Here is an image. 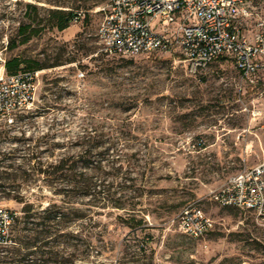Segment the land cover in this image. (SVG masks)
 <instances>
[{
	"label": "rangeland",
	"instance_id": "374dc122",
	"mask_svg": "<svg viewBox=\"0 0 264 264\" xmlns=\"http://www.w3.org/2000/svg\"><path fill=\"white\" fill-rule=\"evenodd\" d=\"M113 1L0 0V78L16 57L64 64L38 71L34 105L0 128V208L18 218L0 264H264V219L212 199L264 160V64L250 84L231 59L191 75L177 54L109 56ZM27 4L81 18L58 31L42 14L44 33L11 50ZM262 23L264 0L244 34ZM189 205L214 222L200 240L177 225ZM54 207L66 218L44 219Z\"/></svg>",
	"mask_w": 264,
	"mask_h": 264
},
{
	"label": "built area",
	"instance_id": "2783aa9c",
	"mask_svg": "<svg viewBox=\"0 0 264 264\" xmlns=\"http://www.w3.org/2000/svg\"><path fill=\"white\" fill-rule=\"evenodd\" d=\"M261 0H114L103 9L98 30L102 51L109 56L177 54L187 71L197 75L216 61L231 59L242 80L255 84L264 64V24L254 39L243 31ZM81 14H79V19ZM38 72L0 78V128L12 126L36 100ZM85 78V74H80ZM223 207L252 211L264 219V160L230 177L213 192ZM16 214L0 208V246H10ZM185 236L200 240L214 229L213 220L195 205L177 217Z\"/></svg>",
	"mask_w": 264,
	"mask_h": 264
},
{
	"label": "trees",
	"instance_id": "16d2710c",
	"mask_svg": "<svg viewBox=\"0 0 264 264\" xmlns=\"http://www.w3.org/2000/svg\"><path fill=\"white\" fill-rule=\"evenodd\" d=\"M21 3V2H20ZM27 9L33 10L35 12V18H31V15L26 14L25 19L19 24V27L17 29V39L12 40L10 43L9 49L13 50L20 46L28 44L30 41H32L34 38L39 37L44 33L45 28L42 27L43 20H38L42 16V14H46V17L54 22V24L51 26L52 29H57L58 31H65L70 28L71 23L73 21L79 20V14L73 13L71 11H64V10H56V9H46V8H39L37 5L33 4H27ZM64 65L62 62H57L53 66L43 65L40 62L33 61V60H23L20 57L13 58L6 62L5 68L7 75H15L19 72H32L36 73L42 69L45 68H53L57 66ZM71 189L63 190L61 193L65 196L69 192H71ZM61 194V195H62ZM43 214L45 215L44 219H48L51 221H58L63 220L66 218L67 213L62 208H52V209H46ZM18 218H14L13 226L17 224ZM140 225L143 224V222H139ZM12 226V228H14ZM13 229H11L12 234ZM12 237V244L16 241ZM11 244V245H12ZM10 245V246H11ZM2 249H5L6 247L0 246ZM4 264L6 262H3ZM8 264V263H7Z\"/></svg>",
	"mask_w": 264,
	"mask_h": 264
}]
</instances>
